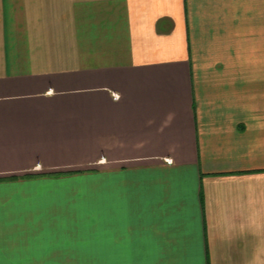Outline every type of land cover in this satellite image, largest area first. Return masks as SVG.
I'll return each instance as SVG.
<instances>
[{
    "label": "crops",
    "instance_id": "crops-1",
    "mask_svg": "<svg viewBox=\"0 0 264 264\" xmlns=\"http://www.w3.org/2000/svg\"><path fill=\"white\" fill-rule=\"evenodd\" d=\"M0 264H264V0H0Z\"/></svg>",
    "mask_w": 264,
    "mask_h": 264
},
{
    "label": "rangeland",
    "instance_id": "rangeland-1",
    "mask_svg": "<svg viewBox=\"0 0 264 264\" xmlns=\"http://www.w3.org/2000/svg\"><path fill=\"white\" fill-rule=\"evenodd\" d=\"M55 189H60V188H55Z\"/></svg>",
    "mask_w": 264,
    "mask_h": 264
}]
</instances>
